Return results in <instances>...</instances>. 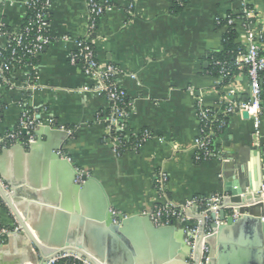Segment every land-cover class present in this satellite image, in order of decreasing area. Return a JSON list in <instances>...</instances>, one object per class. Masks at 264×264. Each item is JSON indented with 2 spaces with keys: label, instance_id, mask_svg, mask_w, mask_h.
Wrapping results in <instances>:
<instances>
[{
  "label": "crops",
  "instance_id": "crops-1",
  "mask_svg": "<svg viewBox=\"0 0 264 264\" xmlns=\"http://www.w3.org/2000/svg\"><path fill=\"white\" fill-rule=\"evenodd\" d=\"M26 1L0 0V26L19 31L28 15ZM245 1L264 20V0ZM98 2L107 9L93 41L96 58L101 67L113 65L124 73L118 83L134 104L126 138L134 141L144 132L154 138L116 155L102 121L109 103L83 91L96 82L71 63L76 43L87 35L86 2L52 0V43L39 56L34 80L14 72L0 86V138L18 127L25 110L36 124L53 119L72 134L42 130L34 146L16 144L0 152V182L13 207L0 193V230L7 231L0 235V264H41L34 244L44 256L63 247L86 256L66 254L73 261L67 264H264L259 218L245 217L214 235L213 253L205 239L199 241V233L192 237L205 215L200 205L190 209V221L163 227L122 223L124 217L150 215L167 202L183 207L224 197L225 190L239 184L243 190L264 187V115L260 147L254 145L252 120L243 115L231 116L217 132L214 149L226 163H198L193 147L201 131L200 106L223 110L220 99L228 83L211 71L212 58L224 53L230 32L226 20L241 13L243 0ZM5 45L0 40V49ZM231 83L242 100L250 99L246 73ZM160 170L168 176L163 194L156 185ZM84 176L88 181H82ZM210 220L205 238L213 234Z\"/></svg>",
  "mask_w": 264,
  "mask_h": 264
},
{
  "label": "built area",
  "instance_id": "built-area-1",
  "mask_svg": "<svg viewBox=\"0 0 264 264\" xmlns=\"http://www.w3.org/2000/svg\"><path fill=\"white\" fill-rule=\"evenodd\" d=\"M85 2L89 16L87 35L76 43V52L71 56V63L80 66L84 74L96 82L93 88L87 87L83 91H92L107 99L109 114L102 121L106 124L107 137L113 145L114 152L116 155L121 156L128 148L138 149L144 143L153 140L154 137L149 132H144L134 141L130 140L129 142L127 140L126 120L133 112L134 104L128 99L125 91L118 83V78L123 77L124 73L113 65L101 67L93 47L99 21L105 14L107 6L100 4L98 0H85ZM25 5L27 11L32 10L35 13L31 25L23 30L20 29L17 32L10 33L4 31V27L0 26V40L6 42L5 48L0 49V86L9 81L14 72L24 73L31 82L30 78L36 75L33 74L36 65L32 63V60L43 54L52 43V38L49 35L48 16L52 0H27ZM225 25L230 29V32H236L239 37L241 36L243 41L232 63L227 59L212 58V71L227 82L228 86L224 88V94L220 99V106L223 109L221 112L214 113L201 106L199 108L201 131L193 144L198 163L210 160H218L222 163L228 161L222 152L214 149V137L217 132L226 128L229 118L236 114L243 116L245 113L248 114L255 129L254 145L260 147V126L264 115L262 108L264 100V20L256 10L243 0L241 13L230 16ZM238 26H241V31ZM15 66H18L15 69L16 71L13 70ZM235 71L247 72L251 91L250 99L247 101L242 100L232 86L231 82L234 80L232 75ZM130 78L136 79L134 76H130ZM46 126L53 130L66 132L69 136L72 134L69 130L55 126L53 119L47 120L45 125L36 124L32 114L25 110L18 127L6 137L0 138V152L16 145L23 135L28 136L26 146L34 144L37 142L39 129H44ZM167 182V174L164 170H160L156 176V185L162 194L166 190ZM258 194L264 200V187ZM223 198L214 197L209 200H195L183 207H175L167 202L157 206L155 211L147 216L158 227L168 226L176 220L190 221L189 211L194 205L204 207L206 215L210 210L216 209L218 206H214V204L221 203ZM207 217H205L206 221ZM123 219H127V217ZM261 221L264 223V217L261 218ZM203 224H205L204 219L199 220L197 227L193 230L192 237L196 238ZM6 234L7 231H0V235ZM68 257L64 254L50 260L47 264H57Z\"/></svg>",
  "mask_w": 264,
  "mask_h": 264
},
{
  "label": "water",
  "instance_id": "water-1",
  "mask_svg": "<svg viewBox=\"0 0 264 264\" xmlns=\"http://www.w3.org/2000/svg\"><path fill=\"white\" fill-rule=\"evenodd\" d=\"M244 118L249 119V116L247 113L244 114ZM42 130H46V132L49 131H55L52 128H44V129H40L38 134H37V142L40 139V131ZM59 132H63V131H59ZM66 133V132H63ZM67 134V133H66ZM37 142H35L34 144L29 145V148L34 146L35 144H37ZM18 146L23 147V144L21 142L17 143ZM77 173V172H76ZM77 175V174H76ZM82 181H88V178L86 176L82 177ZM229 185V184H228ZM231 186V185H230ZM239 187H237L235 190L230 188L225 190L224 192V198L222 199L221 203H215L214 206H218L217 209L215 210H210L209 212H207V214L205 216H202V219H204L205 224H204V229L201 230L199 232L200 235V240L205 239L206 244H208L211 247L212 253H213V246L211 245V241L215 239L216 234H220L223 231H226L227 229L225 227H233L234 225L237 224V221H241V220H246L247 218L245 217H249V218H263L264 217V200L261 198V196L258 194L260 193V189L259 190H249V186H245V188L247 190H243L241 184L238 185ZM0 193L3 196V198L6 200V202L8 203L9 207L12 209L13 207L11 206L10 202H9V197L5 194V191L3 190V185L0 182ZM259 210V211H258ZM229 211L230 212V217L228 218L226 216V212ZM111 213V212H110ZM247 215V216H245ZM209 216L210 220V228L213 231V234L211 236H208V238L205 235V227L207 226L206 224L208 223L205 220V217ZM110 218L109 220H113L112 219V213L110 214ZM150 222L151 224L152 221L150 220L149 216L147 215H141L138 217H134V218H128L127 219H123L122 223H142V222ZM122 223H118V225L120 226ZM154 225V224H153ZM224 225V226H223ZM155 226V225H154ZM34 244V243H33ZM35 247L37 248V250L39 251V254L42 258V262L41 264H47V262H49L50 260L64 255V254H71V253H76V254H80L78 251L76 250H72L70 248H59L57 249V251L55 252H51L50 254H48L47 256H44L42 254V251L36 244H34ZM61 247V246H60ZM80 256L83 258L86 256L80 254ZM211 259L212 256H211ZM88 264H93L92 262H90V260H88ZM203 264V263H201Z\"/></svg>",
  "mask_w": 264,
  "mask_h": 264
},
{
  "label": "trees",
  "instance_id": "trees-1",
  "mask_svg": "<svg viewBox=\"0 0 264 264\" xmlns=\"http://www.w3.org/2000/svg\"><path fill=\"white\" fill-rule=\"evenodd\" d=\"M34 17H35V13L32 10L31 11L28 10L27 18H26V20H25V22H24L23 27L21 28V30H23L25 27L31 25L32 20L34 19ZM3 29H4V31L10 33V31L8 29H6L5 27ZM49 35H50V31H49ZM239 48H241V43H239V36H238V34L236 32H229V34H227L226 35V38H225V51L218 58L227 59L229 62L232 63L233 62V59H235V57H236V53L239 50ZM32 63L37 66V64L39 63V57L37 59H35V60H32ZM17 67L18 66H15L13 68V70L16 71L15 69ZM244 73L247 74V72H244ZM239 74H240L239 71L238 72L235 71L232 76L235 79ZM30 80L33 81L34 80V76H32L30 78ZM263 88H264V85H263ZM262 108H264V100H263ZM27 111H29L30 114H31V111L30 110H27ZM19 139H20L19 141L22 144H24V145H26L27 142H28V136H26V135H23ZM7 146L9 147L10 145L8 144ZM69 261H70V263L71 262L73 263V261L71 259L66 258V259H63V260L59 261L57 264H67ZM77 264H80V263H77Z\"/></svg>",
  "mask_w": 264,
  "mask_h": 264
}]
</instances>
